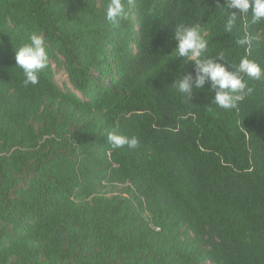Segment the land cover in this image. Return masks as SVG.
<instances>
[{"label": "trees", "instance_id": "trees-1", "mask_svg": "<svg viewBox=\"0 0 264 264\" xmlns=\"http://www.w3.org/2000/svg\"><path fill=\"white\" fill-rule=\"evenodd\" d=\"M107 2L0 0V264H264V79L236 109L208 84L188 103L171 84L194 62L170 57L175 23H199L205 55L264 68V24L246 50L216 0H123L118 25ZM33 32L49 64L24 87Z\"/></svg>", "mask_w": 264, "mask_h": 264}, {"label": "clouds", "instance_id": "clouds-1", "mask_svg": "<svg viewBox=\"0 0 264 264\" xmlns=\"http://www.w3.org/2000/svg\"><path fill=\"white\" fill-rule=\"evenodd\" d=\"M216 3V9L223 11L224 33H232L237 27V21L243 20L246 21L245 29L237 43L247 50L261 39L259 34H252L247 29L249 25L264 24V0H224L223 3L216 0ZM226 8L237 11H233L225 18ZM125 12L123 0H108L105 19L113 25H118ZM173 31L176 46L171 52L174 55L170 57L183 63L194 62V74L193 72L181 74L171 84L183 101L191 103L194 90H201L208 84L209 90L214 92L211 104L225 110L236 109L244 95L251 91L245 78L264 79V68L248 57H241L238 63H234L223 50L205 55L209 51V41L205 38L199 23H175ZM14 59L15 66L22 70L23 86L37 85L41 71L49 64L45 37L35 32L31 33L28 42L15 48ZM166 63L161 69L165 68ZM106 134L107 143L113 148L126 146L128 149H136L139 145V139L135 136L129 137L116 131H109Z\"/></svg>", "mask_w": 264, "mask_h": 264}, {"label": "rangeland", "instance_id": "rangeland-1", "mask_svg": "<svg viewBox=\"0 0 264 264\" xmlns=\"http://www.w3.org/2000/svg\"><path fill=\"white\" fill-rule=\"evenodd\" d=\"M55 77H56V81L60 86H64V84L67 83L66 76L62 71H56Z\"/></svg>", "mask_w": 264, "mask_h": 264}]
</instances>
